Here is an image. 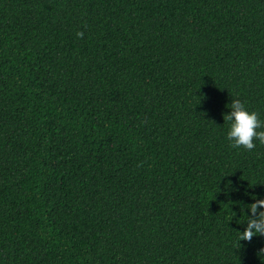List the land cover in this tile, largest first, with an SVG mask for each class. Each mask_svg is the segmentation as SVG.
<instances>
[{
    "label": "trees",
    "instance_id": "1",
    "mask_svg": "<svg viewBox=\"0 0 264 264\" xmlns=\"http://www.w3.org/2000/svg\"><path fill=\"white\" fill-rule=\"evenodd\" d=\"M237 98L264 122V0H0V264H264Z\"/></svg>",
    "mask_w": 264,
    "mask_h": 264
},
{
    "label": "clouds",
    "instance_id": "2",
    "mask_svg": "<svg viewBox=\"0 0 264 264\" xmlns=\"http://www.w3.org/2000/svg\"><path fill=\"white\" fill-rule=\"evenodd\" d=\"M77 38L83 39L84 32L78 31ZM230 112L223 115V120L228 122L230 127L227 139L230 147L235 149L243 148L251 151L256 147L255 141L264 145V122L259 119L255 111H248L240 99H232L227 105ZM250 215L247 216L246 227L239 232L240 241L251 242L255 236H264V199L254 198V202L248 205ZM240 245V244H239ZM258 255H264V248H261Z\"/></svg>",
    "mask_w": 264,
    "mask_h": 264
}]
</instances>
